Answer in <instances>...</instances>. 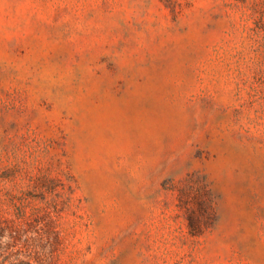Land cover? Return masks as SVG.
<instances>
[{
    "label": "rangeland",
    "instance_id": "obj_1",
    "mask_svg": "<svg viewBox=\"0 0 264 264\" xmlns=\"http://www.w3.org/2000/svg\"><path fill=\"white\" fill-rule=\"evenodd\" d=\"M46 207L57 264H264V0H0V253Z\"/></svg>",
    "mask_w": 264,
    "mask_h": 264
},
{
    "label": "trees",
    "instance_id": "obj_2",
    "mask_svg": "<svg viewBox=\"0 0 264 264\" xmlns=\"http://www.w3.org/2000/svg\"><path fill=\"white\" fill-rule=\"evenodd\" d=\"M55 210L51 207L37 210L28 218H23L16 225V235L10 237L14 241H21L22 235L31 232L33 235L24 240V249L20 251L10 250L11 243L6 244V249L0 253V264H31L34 260L37 264H57L56 250L62 242L61 231L55 219ZM11 230L9 225H4L3 231ZM46 242L41 248L40 243ZM23 258L28 257L26 261Z\"/></svg>",
    "mask_w": 264,
    "mask_h": 264
}]
</instances>
